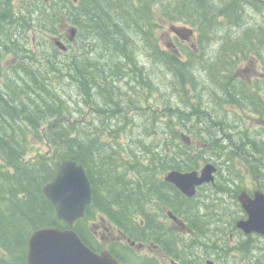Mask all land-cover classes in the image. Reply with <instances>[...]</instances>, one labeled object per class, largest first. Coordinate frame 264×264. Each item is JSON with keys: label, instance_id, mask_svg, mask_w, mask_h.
Returning <instances> with one entry per match:
<instances>
[{"label": "trees", "instance_id": "1", "mask_svg": "<svg viewBox=\"0 0 264 264\" xmlns=\"http://www.w3.org/2000/svg\"><path fill=\"white\" fill-rule=\"evenodd\" d=\"M152 1L35 0L27 6L24 0H20L17 5L15 0H0V14L3 15V19L0 18V21L4 20V30L1 31V37L4 39L0 51L2 58L9 53L16 57L25 55L23 59H26V62L20 67L22 73H19L18 79L25 83L27 89L36 90V96L33 97L25 96V94L15 98L0 95V107L7 111L4 117L0 113V264H26L27 240L35 229L46 225L59 228L67 227L65 222L56 217L52 203L42 191L43 185L54 178L57 165L61 161L72 159L82 164L86 171L92 188L91 201L87 206L84 217L77 221L73 227L88 246L98 251L94 235L87 224L88 221L96 218L97 215H101L132 239L138 237L136 239L138 240L147 237L146 227H132L133 229H131L128 226L131 215L140 213L146 220L147 226L151 227V220L155 214L149 211L152 210L150 208L143 211V203L154 194L162 200L179 199L177 197L179 191L176 186L163 180V178L158 179V171L165 172L174 168L180 171L192 170L195 168L196 164L194 163L198 159L219 156L216 153H210V151H222L220 150L222 149L221 146L215 142H204L199 148H195L194 146H187L183 140L178 138L177 127L181 129V132L185 131L186 134H198L193 127L192 115H194V108L188 100L189 91L183 87L185 83H190L188 76L192 77L188 66L190 63L178 59L173 52L159 50L157 39L151 29L152 25L149 24L151 23L149 14L152 11H148V8L151 6ZM17 10H19L20 15H17ZM62 21L72 24L76 28L75 38L78 40L83 38L84 42L88 41L86 45H88V50L91 49V54H86L85 59H82V55L77 53L70 56L63 64L58 57L52 58L49 55H43L44 65H47L48 71L42 73L40 68L44 61L32 60L30 52L27 55L25 49H16V46L13 47V45L7 44L14 43L16 45L13 39L14 35L25 39L27 37L24 33L25 30L29 26H33L35 22L42 26L49 24V28L54 29L55 23ZM9 23L12 24L11 28ZM138 37L144 40L145 49L149 51L148 55L154 58L155 61V56H157L162 61L166 73H169L166 76L173 82L172 85L169 83L172 97L169 98L167 107L162 106L163 110L161 112L156 108H150L149 104L146 109H140L145 112L141 117L148 118L147 120H150L151 125L144 127V129L142 127V129H135L136 139L134 141L131 139L130 147L121 146V151H113L114 148L118 150L117 146L120 144H111L110 149L101 153L99 158H103L104 155L107 157L109 150L120 152L125 156V159L127 158V163L123 165H126L125 168L131 172L132 176L124 179V174L121 176L113 174L114 167L109 163L96 161L99 147L94 144L96 143L95 138L91 139L89 135L92 128H98L99 134L106 132L109 136H116L117 132L122 130L128 132V136L129 133L132 136L133 127H125L127 125L125 121L127 115L125 113L135 110L134 108L138 106L135 104L130 105L129 101L120 103L119 100L115 104L113 103V92L110 89L101 87L98 90L96 85L94 87L100 97H104L105 100L110 102L108 108L99 107L96 112H91L89 116L90 123L98 122V125L88 124L89 127H85L81 120L71 119V112L67 111L68 108L62 104L58 97L55 99L54 95L45 92L46 78H43V76L59 73L64 66H67L66 74H69L70 78H88L89 81L97 82L96 74L93 76L92 71L97 69V73H100V62L91 61L90 59L92 63L88 61V58L97 48L102 49L103 54L113 63L121 64L122 61H125L126 65H130V63L134 65L133 49L135 48V42L140 40ZM10 39L13 42H10ZM47 43L48 40H44L42 46V41H39L40 46L38 48L46 47ZM83 49L85 50V46ZM35 61L38 64L33 69ZM152 64L154 63L151 62L149 67H152ZM156 65L155 63L154 66L156 67ZM114 70H116V75L121 71L123 72L121 67ZM104 78L108 77L105 76ZM66 79L65 77L63 80ZM78 92L89 98L86 101L92 104L90 101L92 88ZM115 93L117 92H114V95ZM116 95L118 96V93ZM23 96L26 98L21 99L20 97ZM149 99L150 97L147 98L148 101ZM93 107H95L94 104ZM103 112H106V117L110 119L114 115L122 117L124 124L117 128H114L113 124L108 127L104 124L105 117H101ZM65 113L68 116H65ZM202 115L204 120L207 121L208 116L206 114ZM162 118L163 122L160 123L159 121L158 124H162L163 127L156 126V119ZM197 125H199V122ZM201 129L207 130L208 128L201 127ZM169 130L171 133L168 132ZM215 131L220 132V129L217 127ZM221 131L225 140L235 136L231 133V128L225 125ZM155 134L161 135V139L157 143L149 142L148 140ZM172 134L178 136L168 138V135L172 136ZM29 136L31 137L28 140ZM245 138L242 140L241 148L249 153L252 152L251 154L260 160L264 152L261 143L259 141L249 142L248 133H245ZM38 143L40 144L37 149L31 147L32 144L37 145ZM40 145H45L46 150L41 151ZM175 145L180 147L177 153L174 149ZM189 151L196 152L195 155H192V160L183 156L190 153ZM29 152H32L35 156L27 159L24 156ZM181 154L182 156H180ZM236 155L239 154L236 153ZM140 156L144 158V161L139 163ZM247 161L254 178L261 177L264 165L256 167L253 158ZM95 165L97 169H95ZM154 165L157 167H153ZM182 203L185 208L191 207V204L186 200H180L178 204ZM156 209L162 212V206L158 205ZM158 230V227L154 229V241L159 243L166 253H170L172 246L170 243L165 244L166 238L164 236L155 234ZM251 240L252 238L249 236L246 239L239 240L235 248L229 247L228 250H226V247L222 248L224 257L230 250L238 251L242 257L255 253L258 250L255 246L252 247ZM116 244H118L117 248L113 243H109L107 247L121 264H127L125 257L128 256V253L126 247L123 246L124 243ZM119 246L123 247V250ZM214 248L216 249L215 246ZM257 257L259 258V256ZM132 264H160V262L155 257H150Z\"/></svg>", "mask_w": 264, "mask_h": 264}, {"label": "rangeland", "instance_id": "2", "mask_svg": "<svg viewBox=\"0 0 264 264\" xmlns=\"http://www.w3.org/2000/svg\"><path fill=\"white\" fill-rule=\"evenodd\" d=\"M34 1L35 0H24L27 6H29ZM220 1L222 3H225V0ZM19 2L20 0H15L16 5ZM164 2V5H162L160 3V0L152 1L151 6L148 8V11H152L149 14L151 16V23L149 24L152 25L151 29L153 30L154 37L157 39L156 41L159 50L163 49L164 51L173 52L172 48L168 47L167 43L171 40L178 43L179 38H177V33L175 34L172 29L171 31L169 30V23L165 18L174 19V17L177 16L184 20L187 19L190 14L186 13L185 16H182L183 10L178 7L176 8L177 0H164ZM250 10L251 9H238L235 16L226 17L223 15L218 20L214 21L213 24H211L210 28L206 29L207 31H197V34L202 33L205 37V39L200 43L199 46V49L202 53V59L200 61H193L192 68L191 63L188 65L190 71L192 72V78L188 76V80H190V83H185L183 85L184 88H187L188 90H190L191 88V90H194L195 87H197L196 89H200V91H198L197 93H201L205 88H207V86L211 85L212 87H214L215 84L212 83L209 79V77L212 76L211 74H208L210 69H215V71L219 73V76H221V74L228 73L231 70H235L238 71L239 74L243 76V78L244 70L247 72V68H249L250 70V72L248 73L251 75L254 74L255 77H258L261 72H263L264 49L260 46L264 44V14H262L263 12L257 11L253 13ZM17 13L18 15H20L19 10H17ZM163 13H165V16H163ZM191 19L193 20V16L191 17ZM182 20L180 19L179 22H181ZM49 27V24L42 26L35 22L33 26H29V28L25 30L24 33L27 36L25 39L23 37L20 38V36L14 35L13 39L15 40L16 45L14 43L7 44L13 45V47L16 46V49L29 50V54H31L30 56L32 60L44 61L43 55H49L52 58H60L63 64L73 54H81L82 59L86 58V54H91V49L88 50V45H86L88 44V41L86 40V42H84L83 38L79 40L75 38L76 32L74 37L72 39H69L70 28L73 27L72 24L62 21L55 23L54 29H50ZM62 30L64 32H62ZM33 38H35V40H33ZM56 39L64 43V49L58 47L55 44ZM138 39L140 40L135 42V48L133 49L135 59L134 65L132 63H130V65H126L125 61H122L121 64L113 63L112 60H110L107 56H105V54H103L102 49L100 50L97 48V50L88 58L89 62H100V73H97V69L92 71L93 76H95L96 74L97 82L89 81L88 78H70L69 74H66L67 66H64L59 73H51V75L47 74L48 76H43V78H46L45 92L54 95L55 99L58 97L61 100L62 104H64L68 108L67 111L71 112V119L81 120L84 123L85 127H89L88 124H93L94 126L98 125V122L90 123L89 116L91 115V112H96V109H98L99 107H103L105 109L108 108L110 101L105 100L104 97H100V95L97 93L98 91H96V89L99 90V87L110 89L113 92L112 97L113 103L115 104L118 100L120 101V103L129 101L130 105L135 104L136 106H138L134 109H138L139 107L147 108L148 104L150 103L151 108H156L161 112L163 110L162 106L167 107L169 98L172 97V95L170 94L171 89L169 83L170 85H172L173 82H171L169 80V77L166 76L169 73H166L162 61H160L157 56H155L156 61L154 60V58H151L148 55L149 51L145 49L144 40L141 37H138ZM44 40H48L47 46L44 48H38L40 46L39 41ZM10 42H13L12 39H10ZM34 42H37V44L35 45ZM187 45H189V43H187ZM84 46L85 50L83 49ZM67 47L68 51L65 52ZM1 49L2 46L0 47V51ZM193 52H195V50H193ZM173 53L175 54V52ZM100 54H103L104 56ZM34 56L36 57L34 58ZM250 56H254L256 60H258L259 65L258 62H253ZM1 57L2 54L0 52V58ZM14 58L15 55H9L4 56V61L0 60V70L4 69V72L0 77V95L3 94L9 98H15L22 94L30 97L36 96V90L32 91L31 89H27L25 83L18 79V77L20 76L19 73H22V71L16 65H18L19 67H21V65H24L25 60L24 62L22 61L24 55L17 57V59H19L18 63L13 61ZM151 62L157 64L156 67L154 66V64H152L154 66L153 70V67L149 68V66H151ZM44 63L45 61L42 63V67L40 68L42 70V73L44 71L45 73L48 71V67L46 64L44 65ZM37 64L38 62L35 61L32 68L35 69L37 67ZM120 67L125 73L120 70L121 72L116 75V70L114 69ZM224 67H226L227 69H224ZM139 68L140 70L138 71ZM248 73H245V78L247 80L249 79ZM105 76H107L108 78H104ZM65 77L67 79L63 80ZM262 79H264V77L262 76H259L258 79H256L259 85L263 84ZM96 85L97 87L95 89L94 86ZM91 88L93 95L90 99V101L92 102V104L90 103V105L92 106L90 109L87 107L88 105H86V100H83L86 99V97L82 98L83 94H80L78 91H83L85 89ZM120 90L121 92H119ZM114 92H119L121 94L118 93L119 95L117 96L116 93L114 95ZM94 95L97 96V100L96 96ZM148 97H150L149 101L147 100ZM20 98L23 99L24 96ZM165 100L167 101V103ZM79 104L81 105L82 109L79 108ZM93 104L95 105V107H93ZM226 109L227 108L225 107L221 108V112ZM5 110L6 109H4L3 107H0V113L2 114V117H4L7 113V111ZM125 114L127 115V118L125 120L127 125L125 127H133L132 136L130 135V133L128 136V132H124L122 130H119L116 136H109V134H107L106 132L99 134L98 128H92L89 135L91 139L95 138L96 143L94 144H97L99 147L98 154L96 155V161L109 163L114 167V171L116 172L115 173L113 171V174L117 176L118 174L120 176L124 174V179L131 178L132 176L131 172L125 168L126 165H123L126 162L125 156L120 152L113 151H121V146L130 147L131 139L132 141L136 139L135 129H144L145 123H147L146 126L151 125L150 120L148 121V118H145V116L141 117L139 114L132 115L130 112H127ZM230 115H236L243 119L245 121V126L247 127V129H250L252 133L251 135L253 137L258 135L257 141H259L264 148V117L262 118V120H259L260 117L255 115L254 113H248L241 110H238L235 114L228 113L226 116ZM65 116H68V114L65 113ZM101 117H105L104 124L108 127H110V125L112 124L114 128L122 126V123L118 121L119 117H117L116 115H114L110 119L106 117V112H103ZM156 118L158 117L156 116ZM159 121L160 123L163 122V118L159 120L156 119L155 125L163 127L162 124H158ZM138 125L140 127H137ZM155 130L158 131V129L156 128ZM168 132L171 133L170 130ZM30 137L31 136L28 137V140ZM161 137V135L155 134L148 141L151 142L152 140L153 143H157L161 139ZM168 137L173 138L170 135H168ZM39 144L40 143H38L37 145L32 144L31 147L33 149H37L39 147ZM111 144H120L117 146L118 150L112 148L113 151L109 150L110 152H107V157L104 155L103 158H99L101 156V153H104L108 149H110ZM187 146L189 145L187 144ZM179 148L180 147H178L177 145L174 146L175 151L180 150ZM40 150L45 151L46 146L40 145ZM186 155L185 158L189 157V159L191 158L192 160V155H190L189 153ZM34 156L35 154L29 152L24 157L29 159ZM140 160L144 161V158L140 156ZM261 161L264 162V152L261 155ZM244 162L245 161H243V163ZM233 163L234 166L231 170V176L235 181L233 183L230 181V183L234 186H230L228 192L222 193V186H211V182H209L208 186L213 188V192H215L216 190V195L205 193L202 197H198L195 190V194H193L192 196H188L180 192L177 195L179 199L175 200H162L155 194L149 197L143 203V211L150 208L152 210H148L154 213L155 216L151 220V227H148L146 220H144L143 216L140 213L131 215V221L128 226H130L131 229H133L132 227H146L145 230L147 237H142L136 240L138 237L133 236L134 239L130 238L129 242L124 243L123 246L126 247V252L128 253V256L125 257L127 264L143 261L150 257H155L160 262V264H264V236L259 233L253 234V237L251 236L252 247L254 248L255 246L258 250L255 251V253H250L248 256L242 257L241 253H239L238 251L230 250L228 254L225 255L226 257H224V252L222 251V248L225 247L226 250H228L229 247L235 248L236 244L239 243V240L249 237L244 235L243 233H240V230L235 226L233 227V225H235V220L238 219L243 210L240 206V200L234 197L231 189H234L235 185L243 186L246 190L254 189L251 184L252 177L248 170L245 168V166L248 167L247 164H242V162L239 160H235ZM194 164H196V166L192 170H198L201 168V165L197 162ZM95 169H97L96 165ZM169 171L171 170L165 172L158 171V179H162L163 176H165V174H167ZM260 179L261 183H263L264 166L263 171L261 172ZM163 180L165 179L163 178ZM252 181L255 180L252 179ZM221 183L222 181H215V184ZM180 200L188 201L191 204V207L185 208L183 203L178 204ZM158 205L162 206V212H159V210L156 209ZM101 219H104L105 225L107 227L109 226L112 228L114 226L112 222L106 217L97 215L96 218L91 219L87 223L92 233L93 231H99V235H101L103 232H105V230H107L101 224ZM212 225L217 226L219 232L216 234L211 233L209 237L207 236V233L211 229ZM156 227H158L159 230L155 234L164 236L166 238L165 244L167 245V243H170V245L172 246L170 253H166L165 251H163L161 248L162 246L154 241L153 234ZM113 229L116 230L117 228ZM203 230H205L204 233ZM105 233L106 237H111V235H107V232ZM93 235L96 244L99 237L95 236V234ZM101 240V248L106 243H110L112 241L111 239ZM138 242H143L144 244ZM149 242H152V244ZM214 246L216 247V249L214 248ZM121 249L123 250V247H121ZM257 256H259L260 259Z\"/></svg>", "mask_w": 264, "mask_h": 264}, {"label": "flooded vegetation", "instance_id": "3", "mask_svg": "<svg viewBox=\"0 0 264 264\" xmlns=\"http://www.w3.org/2000/svg\"><path fill=\"white\" fill-rule=\"evenodd\" d=\"M160 3L164 5L165 2L164 0H160ZM177 7L183 10L182 16H185L186 13H189L190 16L184 20H182V18L177 17V16H175L174 19L165 18L166 21L169 23V27H170L169 30L171 31V28L176 29L177 30L176 36L177 38H179L178 43L171 40L167 43V45L168 47L172 48V51L175 52V54L179 57L178 59H181L184 61L186 60L189 63H191L192 64L191 68L193 67V63H192L193 61H200L202 59V53L199 49V46H200V43L205 39V37L202 33L197 34V31L199 30L200 32L202 30L207 31L206 29H209L211 24H213L214 21L218 20L223 15L226 17L235 16L236 11L238 9L239 10L251 9L250 11H252L253 13L257 11V12H263L262 14H264V0H225V3H222L220 0H177L176 8ZM163 16H165V13H163ZM192 16H193V20L191 19ZM0 18L3 19L2 14H0ZM180 19L182 20L181 22H179ZM9 24L11 28L12 24L11 23ZM174 25H177V26H174ZM3 30H4V20L3 21L1 20L0 21V46L2 47H3L4 39L1 37V31ZM62 32L64 31L62 30ZM33 40H35V38H33ZM187 43H189V45H187ZM43 45H44V41H42V46ZM190 47H193L194 49ZM260 47L261 48L263 47L264 49V44H262ZM193 50H195V52H193ZM67 51H68V47L65 50V52ZM25 52L28 55L30 51L25 50ZM9 55H13V54H8L7 56ZM250 57L252 58L253 62H258V60H256L254 56H250ZM24 58H25V55H24ZM0 60L4 61V58ZM13 61L18 63L19 59H17V57L15 56ZM22 61L24 62V59ZM25 62H26V59H25ZM27 62H30V61H27ZM258 65H259V62H258ZM16 66L20 68L18 65ZM224 69H227V68L224 67ZM3 72H4V69L0 70V77L3 74ZM248 72H250L249 68H247V72L244 70V78H243V76L239 74L238 71H235V70H231L230 72L221 74V76H219V73L215 71V69H210L208 74H211L212 76H210L209 79L211 80V82L215 84L214 87H212L209 84L210 86H207V88H205L201 93H197L198 91H200V89H196L197 87H195L196 89V90L194 89L195 91L191 90V88L190 90L187 89V91H189L188 100L190 104L193 105V108L195 109L194 115H192L193 127L195 131L198 132V134H186L185 131L181 132V129L177 127V130L179 132V136L177 135L178 138L183 140L189 146H194L195 148H199L201 144L204 142H215L219 146H221V148L223 147L221 152L220 151H210V153L212 154L214 153L218 154L219 155L218 158L217 156L216 157L212 156V157H206L200 160L198 159L196 162L201 165V168L198 170L196 169L191 170V171H196L200 174L204 166L206 167V165L210 164V167H212L213 170H215L212 173L213 179L210 181L211 186L213 185H215V187L222 186V193L228 192L229 187L234 186L230 183V181L232 183L235 181L234 178H232L231 176V170H232V167L234 166L233 162L235 160H239L242 162V164H247L248 166L247 160H249L250 158H253V160L255 161L256 167H258L259 165L260 166L264 165V162L261 161V159L259 160V158L257 157L255 158V155L251 154L252 152L249 153L248 151L241 148L242 140L246 139L245 133H248V138H249L248 141L251 143L257 141L258 135L253 137L251 135L252 133L250 129H247V127L245 126V121L241 119L239 116H236V115L226 116L228 113L235 114L237 113L238 110H241V111H245L248 113L250 112L254 113L255 115L260 117L259 120H262V118L264 117V79H262L263 84L261 85H259L256 81V79H258L259 76L264 77V68H263V72H261V74L258 77H255L254 74L251 75ZM245 73L249 74L248 80L245 78ZM191 76H192V72H191ZM191 84H192V79H191ZM82 98H84V96ZM86 105H88L87 107L91 109L92 106L88 102L86 103ZM149 105L151 108L150 103ZM223 107L227 109L221 112V108ZM143 108L144 107H139L138 109H135L134 111H130V113L132 115L139 114L140 116H142V114H145V112H142L140 109H143ZM144 109H146V107ZM202 114H206L208 116L207 121L204 120ZM118 121L124 124V119L122 117H119ZM198 122H199V125H197ZM223 125L231 128V133L233 135L235 134V136L232 137L231 139L225 140V137L222 135V131H221V129L223 130ZM201 127H207L208 129L203 130L201 129ZM217 127L220 129V132L215 131V128ZM181 133H185V134H181ZM177 136L172 135V137H177ZM189 152H191V154L189 153L190 155L196 154V152L194 151H189ZM236 153L239 155H236ZM125 161H126L125 163H127V158ZM140 161L141 160L139 159V163ZM243 161L245 162L243 163ZM245 168L251 174L252 179L255 180V181H252L251 179V184L254 189L246 190L243 186L235 185V188L231 190L234 194V197L237 199L240 193L242 192H246V194L249 195L250 197H253V193L255 190H260L264 193V189H263L264 183H261L260 177L254 178V176L252 175V169L246 166ZM216 180L222 181V183L215 184ZM208 184L209 182H205V183H202L196 186L195 190H196V195L198 197H202L205 193L216 195L215 194L216 190L215 192H213V188L209 187ZM177 190L179 191V193L180 192L184 193L179 188H177ZM246 217H247V214L243 210L241 214L239 215L238 219L235 220L234 222L235 225H233V227L235 226L237 229H239L236 225V222L240 219H245ZM100 222L107 229L105 230V232L108 233L107 235H111V237H106L105 232L99 235V231H93L95 236L99 237V239L97 240L98 251H101L104 248V246L102 248L100 247V241L102 242L101 239H104V240L111 239L112 241L110 243H113L114 246H116V248L118 247V244L116 243H125V242L130 241V237H128L127 234L124 233L121 229H118L115 226H113L112 228L109 226L107 227L105 225L104 219H101ZM113 228H117V229L115 230ZM239 230H240V233H243L244 235L250 236V237L253 234H257V233L245 234L241 229ZM204 232L205 230H203V233ZM218 232H219L218 227L212 225L211 229L207 233V236L210 237L211 233L216 234ZM138 243L144 244L143 242H138ZM149 243L152 244V242H149ZM106 244H109V243H106Z\"/></svg>", "mask_w": 264, "mask_h": 264}, {"label": "water", "instance_id": "4", "mask_svg": "<svg viewBox=\"0 0 264 264\" xmlns=\"http://www.w3.org/2000/svg\"><path fill=\"white\" fill-rule=\"evenodd\" d=\"M75 32L76 28H70L69 39L74 37ZM55 44L65 48L58 39ZM214 171L208 164L200 174L172 170L164 178L184 194L192 196L197 185L213 179ZM42 191L52 203L57 218L66 222L67 227L46 225L35 229L28 237L26 264H119L109 250L96 252L88 247L72 227L84 215L91 201V184L82 164L72 159L60 162L54 178L42 187ZM238 199L247 217L238 220L237 227L245 234L259 233L264 236V193L255 190L250 197L242 192Z\"/></svg>", "mask_w": 264, "mask_h": 264}, {"label": "bare ground", "instance_id": "5", "mask_svg": "<svg viewBox=\"0 0 264 264\" xmlns=\"http://www.w3.org/2000/svg\"><path fill=\"white\" fill-rule=\"evenodd\" d=\"M64 4H65V3H64ZM105 56H106V55H105ZM143 65H144V64H143ZM152 67H153V66H152ZM149 68H151V67H149ZM149 68H148V69H149ZM212 83H213V82H212ZM212 85H213V84H212ZM117 88H118V87H117ZM113 90H114V89H113ZM119 92H121V90H120ZM119 92H118V93H119ZM124 93H125V92H124ZM124 93H123V94H124ZM116 94H117V93H116ZM120 94H121V93H120ZM79 95H80V94H79ZM92 95H93V94H92ZM96 95H97V94H96ZM96 95H94V96H96ZM118 95H119V94H118ZM77 96H78V95H77ZM83 96H84V95H83ZM83 96H82V97H83ZM77 98H78V97H77ZM84 98H85V97H84ZM94 98H95V97H94ZM86 99H89V98H86ZM86 99H83V100H86ZM97 99H98V98H97V96H96V100H97ZM80 100H81V99H80ZM75 101H76V99H75ZM78 101H79V99H78ZM82 103H83V101H82ZM86 103H87V101H86ZM76 104H77V103H76ZM79 105H80V104H79ZM174 105H175V104H174ZM184 106H185V105H184ZM186 106H187V105H186ZM186 106H185V107H186ZM79 108H82L81 105H80ZM180 108H181V107H180ZM180 110H181V109H180ZM194 110H195V109H194ZM176 111H177V110H176ZM181 111H182V110H181ZM81 112H82V111H81ZM183 112H184V111H183ZM78 115H79V114H78ZM78 115H77V116H78ZM143 120H144V119H143ZM143 120H142V121H143ZM176 120H177V118H176ZM136 121H137V120H136ZM136 121H135V122H136ZM146 121H147V120H146ZM148 121H149V120H148ZM148 121H147V122H148ZM177 121H178V120H177ZM152 122H153V121H152ZM175 122H176V121H175ZM142 123H143V122H142ZM135 124H136V123H135ZM146 124H147V123H145V126H146ZM153 124H154V122H153ZM175 124H176V123H175ZM176 125H177V124H176ZM138 126H139V125H138ZM145 126H144V127H145ZM147 126H148V125H147ZM223 126H224V125H223ZM181 127H182V126H181ZM232 130H233V129H232ZM214 134H215V133H214ZM154 138H155V137H154ZM151 141H152V140H151ZM226 146H227V145H226ZM222 148H223V147H222ZM179 149H180V148H179ZM226 149H227V148H226ZM229 149H230V148H229ZM196 150H197V149H196ZM220 150H222V149H220ZM177 151H179V150H176V152H177ZM184 151H185V150H184ZM201 151H202V150H201ZM182 152H183V151H182ZM220 152H221V151H220ZM220 152H219V153H220ZM180 153H181V152H180ZM180 153H179V154H180ZM185 153H186V152H185ZM185 153H184V154H185ZM190 154H191V152H190ZM175 155H176V154H175ZM221 155H222V154H221ZM221 155H220V157H221ZM180 156H182V154H181ZM183 156H185V155H183ZM186 156H187V155H186ZM178 157H179V156L177 155V158H178ZM191 157H192V156H191ZM217 158H218V157H217ZM180 159H181V158H180ZM182 159H183V158H182ZM187 159H189V157H188ZM190 159H191V158H190ZM167 160H168V159H167ZM173 161H174V160H173ZM170 162H171V161H170ZM147 163H148V162H147ZM149 164H150V162H149ZM158 165H159V164H158ZM170 165H171V164H170ZM155 166H156V165H154L153 167H155ZM156 167H157V166H156ZM175 167H176V166H175ZM174 169H176V168H174ZM176 170H177V169H176ZM215 194H216V192H215ZM217 194H218V193H217ZM210 196H211V195H210ZM220 197H221V196H220ZM223 198H224V197H223ZM211 202H212V200H211ZM221 203H222V202H221ZM223 203H224V202H223ZM115 205H116V204H115ZM221 205H222V204H221ZM221 205H220V206H221ZM212 206H213V205H212ZM222 206H223V205H222ZM224 206H225V205H224ZM119 210H120V209H119ZM122 210H123V209H122ZM217 211H218V210H217ZM222 211H223V210H222ZM118 212H119V211H118ZM122 213H123V212H122ZM221 213H222V212H221ZM118 214H119V213H118Z\"/></svg>", "mask_w": 264, "mask_h": 264}]
</instances>
